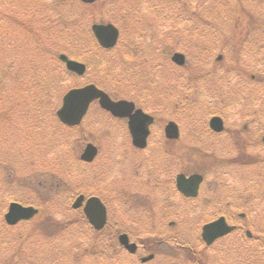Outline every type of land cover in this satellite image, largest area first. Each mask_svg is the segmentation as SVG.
<instances>
[{
	"label": "rangeland",
	"instance_id": "obj_1",
	"mask_svg": "<svg viewBox=\"0 0 264 264\" xmlns=\"http://www.w3.org/2000/svg\"><path fill=\"white\" fill-rule=\"evenodd\" d=\"M35 1H39L42 4L28 9V7ZM130 1H135V4H137L136 6L139 7V15L141 16V20L143 18L149 19L151 14V12H149L150 10H148L149 7L154 4L158 6L161 11V33L163 35L166 33L165 36L167 37L170 36V32L172 31V28L170 27V18L172 17L170 16V10H181L185 8L191 11L194 10L187 15L189 19H192V23L197 22L199 21V19L203 18L206 10L207 14H214L215 17L217 16V14H221L223 10L227 9H235V11L245 10V14H237V16H239V19L237 21H234L235 23L231 21V19L233 20L232 13H225L228 18H225L224 22H222V19H217V22L220 24V26H218L219 29L217 30L220 36H216L218 43L222 42L223 36H226L224 38H227L228 36H232L233 38L235 37L231 41L228 40V44L226 42V45H230L231 43H235V41H239V43H236V45L239 44L244 60H239L241 63V65H239L240 69L230 70L233 65L228 64L231 63V60L229 61V56L226 54V56L224 57L225 61L215 65V58L218 55L223 56V52L221 53L216 49L215 53L212 55L211 61H209V68L214 67L219 72V74H225L230 70L227 74L228 76L222 79L224 81L229 78V81H224L223 84L222 81L216 86H207V88L205 89L206 96H203L204 100L196 96L194 102H189L188 107L189 111H191L190 120L194 122V124L191 126L192 130L189 127V132H187L189 135L188 138L193 139L191 140V142L196 141L198 143L196 144L198 145L197 148H199L198 150L201 151V154L205 155V161L202 158L196 159L194 156L193 160L191 161L187 159L185 154L183 163L176 160L175 162L171 161V163L169 162V164H167L166 159L160 160V156H158L156 161H151L152 164H149L151 163L149 161L146 170L143 171L142 169H140L141 167L137 166V163L141 161V157L144 156L145 159L148 157L146 154L147 152L133 154V152L130 151L131 144L129 135L126 132L125 123L123 121L110 122L106 117L102 116L98 113V111H96L98 107L93 109L91 116L87 117L85 119V122L83 123V127L81 130L82 132L79 131L76 134L77 150L83 149L84 144L90 142L97 146L100 151L98 158L95 160L92 166L88 168L87 174H81L83 176H87V179H90L89 181L93 182V187L90 186L91 189H88L90 190L88 191V193L93 194L94 191H97L98 194H101L103 197H105V202L108 204L107 212L108 215H110L108 218L109 224H114L116 227L120 226L122 229H133V233H131L132 235L130 234L132 239H153L155 232L150 233L151 229H160L163 227L166 228L167 220L162 221V219L160 218H155V220L153 221L155 223L154 225L149 223L147 224L144 221V215L148 214L147 211L139 210V213L137 212L131 214L132 211L129 210L130 206L136 203V206L140 205L142 208L146 205L152 206L153 212L159 211L158 207L160 206V203L157 201L158 199H155L154 192H151V195H149L146 199L141 198L145 193L142 188L143 181L145 178L149 177V175L146 174V171H152L153 168L154 175H152V177H154L156 176V172L159 170L157 178H161L163 180L165 178H174L175 175L183 169L184 173L186 174L191 172L201 173V170L205 169L206 173H204L203 176H205V185L207 191H202V194L198 197L196 202L191 207L187 206V208H190L188 212H192L190 216L192 217L193 225L191 224V227L186 229L185 231H183V229L185 228L184 226H180V224L174 225L168 231L175 234V236L177 237L174 238H178L179 240H181V243L183 242L184 238L180 237H186L187 240H191V242L193 243L196 239L199 238L202 225L218 218L219 215L221 216V214L226 213L230 218H233L231 224H239V226L241 227V232L235 234L228 241H221L218 244L216 243L213 248V250H215L214 252H208L205 249V264L208 256H215L218 253L217 250H222L225 248L226 250H224L223 252H227V249H233L235 253L241 250L242 248L238 245L240 244V242L245 244L243 248L245 253H248L247 257H249V261H246L247 264H264V111H262L261 108L263 98L261 101H259V97L255 94L258 90L263 94L264 86L260 87L261 85H258L257 82H255V76L253 74H247V70L253 71L257 68L256 65L260 60L258 59L260 56L257 54L261 53L258 49L259 43H257L255 39L250 38V36H248V32L250 34H253L254 37L257 36L258 33L260 34L261 31L264 34V0H257L256 3H254L253 0H177L176 2L170 4H159L155 0ZM130 1L126 3L125 1L110 3V0H102L101 2L96 3L93 6H89L90 8H88L87 10H80L78 7L74 6H70L69 9L73 12V16H83L81 28L87 35L90 26L93 23L100 24L102 22L110 21L109 23H112L115 26H122L123 22L125 26L127 24H132L133 21H135L134 18L129 17L124 19L123 15L121 14H125L126 10L130 7L128 5ZM44 4L50 5L52 4V2L51 0H0V68L5 65V60H9L10 58L14 59V57L12 56V50H9L7 46L2 45L4 34L7 31V29H4L3 25H7L8 23L6 21H9V19H7V16L12 17V19L15 18L16 21L24 23L27 18H31L32 12L40 13V11L36 10ZM255 5H259L260 7L258 13H254L257 11L254 8ZM197 12L200 14H198ZM27 13L28 15H25ZM259 14L262 15L260 16L261 22L257 30V26L253 24V21L250 17L257 18ZM187 16H184L181 20L178 19L179 21H177V28H180L179 30L186 29L189 36H191L190 38L188 36V38L190 39L188 43L191 46H195V44H192L191 42L195 34V26L191 24ZM35 18L39 20L42 17L36 15ZM13 23L14 26L8 36H11L13 38V42H17L18 38L17 47H23V49H21V51L19 52V56L17 57V62H19L20 59H23V56L25 57L28 55L27 52L32 49V44L29 41L25 44L27 37L25 29L17 26L16 22L13 21ZM46 24L48 23L43 22V27H46ZM202 26L205 27V24ZM200 28H202L201 25H198L195 28L197 34L202 32ZM42 30L43 29H39L37 36L41 34ZM124 30L125 33L123 31V35H128L126 29ZM181 39L186 41V34L183 35ZM182 46L183 43L181 42L177 43V46L175 47L177 50H179ZM85 47L89 48V44L87 43ZM170 48L171 45L168 41L166 46L167 54ZM152 49V45H146V48L144 49V52L142 54L136 49V51L138 52V57L133 56L131 52H127L123 44L117 50H114L112 52H101V54H99V52H94V56L90 60V70L88 69L86 76L77 78L73 75L64 73L66 77L61 79L59 88L54 90L55 93L51 95L52 102L50 101V105L58 108L61 103V98L67 90L92 83L91 80L93 79H95L100 84H105V82H107L105 79V74L101 73L104 69L115 70V75L116 73L121 74L122 72L124 74V78L127 79L129 77L139 78L149 82L158 80L159 76L162 75V79H167L166 81L161 82L162 87H164L163 84L169 85L168 78L172 79V73L170 72L169 68H164L165 65L158 58L154 59V61L150 63L148 62L146 65H144V67H141L140 74H137L136 71L133 72L128 70L129 67L135 70L140 64L143 63V59H151L147 50L151 51ZM183 49H185V47ZM59 54L66 55L71 59L77 60L73 58L74 54L72 53V49L70 48H63L59 52ZM191 56L193 58H196L201 56V53L193 52L190 55L188 54L187 64H189V66H191V63H194ZM127 60H137L138 64L133 65L132 63H127ZM58 63L60 62H57V64ZM157 65L161 67L158 68ZM60 68L64 69L62 65H60ZM17 72H19V68ZM239 72L245 73L246 77L251 79V81L247 79H245V81L254 82V84L252 83L250 84V86L246 87L247 91L251 90V88L256 89V91L253 92V95L251 93L241 94V88H239V85L238 87L236 86L237 83L242 82V78H240L242 76ZM178 75H186V72H180ZM6 82L9 87H12L13 85L16 86L15 90L20 85L18 79L16 81L13 76L9 77V80H6ZM109 85L111 84L109 83ZM258 87L260 88L257 89ZM110 89L114 91L113 87H110ZM215 89H219V92L223 95H226L228 93L226 99L227 105H219V107H223L221 109V113H230L231 117H233H230V120H226V126L229 128L232 125L238 129H244L243 127L247 126V131L245 133H249V129L252 128V132L248 134V136H246L244 133V146H241L244 142L242 141L244 138H241L243 135L240 133L238 134L240 138H237V145L240 146L232 145L229 141L230 138H228L227 135H221L220 138H217L218 140L212 138L210 141H212L213 143L208 141V148L204 146L201 147V145L205 143V133H202V129L197 123H199V119L202 120V118L205 116V113L203 112L209 108L206 106L211 105L209 99L210 101H212L213 99L210 98V93ZM166 96H168V98H163L162 100L163 104L167 105V107L165 108L159 106L154 109L156 113L155 119L157 122L153 127V131H155L156 133V135L154 136L155 139L159 138L158 135H161V133L159 134L158 131H162L163 134V127L167 123L166 119L174 121L178 118V120L183 123L182 125L186 124V121H189V117L183 119L179 117L178 113L175 114L173 112L174 110H172L169 100L170 96L169 94H166ZM201 100L203 101V103ZM140 101L147 102L146 99ZM156 103L158 102L156 101ZM203 105H205V110L202 109ZM144 111L146 112V110ZM227 111L229 112L227 113ZM253 115L255 117H251ZM214 116L219 115L216 114ZM245 119L246 121L249 120L250 123H245ZM99 122L103 124L104 130H106V126H108L106 132L104 130L102 131V128L98 129ZM18 128V126H15V131L12 133L13 135H11L10 148L13 149L12 155H9L8 153L5 156V168L9 169L6 170L5 177L10 172H12V174L9 175L10 180L11 178H25L23 180L26 182V178H28L27 176L30 175L29 171H19V168H14L15 172H20L16 177L14 176L15 173L12 169L15 166L14 153L16 150H20V148L23 146L21 140L24 136V132L22 131L24 129H22L21 132L16 133L19 130ZM169 149L171 150V148ZM152 151H154L153 154L156 156L158 151L151 149L150 152L152 153ZM20 152L21 150L19 151V153ZM196 152L198 155H200L199 151ZM261 160L263 161L261 162ZM145 161L146 160H142L141 163H144ZM209 162H212L210 166ZM164 163H166L164 167H161L159 165ZM44 166V161L40 159V161L37 163L36 172L42 171ZM49 168H46L44 170H48ZM210 171L211 173L209 174ZM39 175L40 173L38 174V176ZM38 176H35V178L27 181V183L31 186H37V191L35 193H23L21 194V196L28 197L30 195L35 201H38V197L46 196V190L50 188L52 184L49 182L47 185V181H44L43 178H51V176L48 174H44L40 176V178H37ZM204 192L206 193V196L204 195ZM211 192H213L212 195L210 194ZM117 193L121 194L118 196ZM17 196L18 195H14L13 193L9 194L0 191V220L3 219V216L7 211L6 206L11 202H14ZM65 196H67V194L63 197ZM210 196L214 201L209 200ZM64 200L65 199H61V201ZM176 202L178 201L176 200ZM204 202H206L205 205ZM218 202H220V204H218ZM178 204L181 203L178 202ZM216 207H221V210L218 212L217 210H215ZM78 213L79 212L67 210L63 213V216H61L60 219L59 214H49V216L53 217V219L57 222H64L63 220L74 219L78 217ZM239 214H245V217L240 220L238 219ZM123 215L126 216L127 226L122 225L124 221ZM133 216L137 217L132 220ZM186 223L189 222L187 221ZM81 224L82 226L76 225L68 227L63 235H60L62 233L61 232L56 237H51L52 241H55V239L57 238L58 241H56L59 245H62V248L65 246L69 247L74 245V249L72 247L71 250H69L65 255L68 256V258L69 256H71V254L76 256L79 255L82 252L83 248L88 245L87 242L89 238V230L84 223ZM140 224L146 225L144 227H140ZM34 225H37V218L32 222L23 223L13 231H4L2 233L3 235L0 234V260L4 259L8 255L16 253L18 248L16 246V243L18 241L17 238L19 237L20 233H25V231L27 232V230L34 227ZM246 230H249L253 235V239L251 241H248L244 235ZM163 231L164 229L162 230V232ZM13 234L14 236H16V238H13ZM31 238L32 239L30 241V244L33 246L32 259L34 262H38L42 258L38 255L35 256V251L38 252L42 248L46 247L50 239H44L39 235L37 231L34 232ZM232 241H236V243L232 244ZM181 243H179L178 245H180ZM172 244L174 245V243ZM76 246H79L78 248H81V250H78ZM235 247H238L239 249H235ZM159 249L163 250V253L159 256V258L161 259H163L164 255H167L169 259H175V262L178 263H183L184 260L188 259L187 256L189 254L186 252V249L178 250L174 247L173 249H169L166 248V246H161ZM41 252L43 254L46 253L45 251ZM49 254L50 253H48V256Z\"/></svg>",
	"mask_w": 264,
	"mask_h": 264
},
{
	"label": "trees",
	"instance_id": "obj_2",
	"mask_svg": "<svg viewBox=\"0 0 264 264\" xmlns=\"http://www.w3.org/2000/svg\"><path fill=\"white\" fill-rule=\"evenodd\" d=\"M110 1L111 3L119 1H125L126 3L130 0ZM256 1L257 0H253L254 3H256ZM51 2L52 4H44L36 10L40 11V13L32 12L31 18H27L24 23L16 21L15 18L12 19V17L7 16V19H9V21L6 22L9 25H3L4 29H7V31L4 34L2 45L7 46L9 50H12V56L15 60L12 58H10L9 60H5V65L0 68V191L18 195L17 201H19L20 203L27 205H39L42 214L40 218H37V225H34V227L30 228L28 232H19L20 235L17 238L18 241L16 243V246L18 248L16 253L8 255L4 259L0 260V264H70L69 258L68 256H65L66 254L63 250L64 248L70 247L65 246L64 248H62V245H59L57 243L58 239L56 238L55 241H52L51 237H56L61 232L62 233L60 235H63L65 233V230L70 227L72 223L76 225L84 223L86 225V221L81 214L71 221L57 222L53 219V217L43 212L45 211L44 208H47V211L48 209H50L51 213L56 211L53 209V205L56 203L58 195L62 191H66L67 193L64 202L66 208L69 209L70 201L74 198V196L79 193H84L86 191L85 188H89L90 186H92V182L89 181L90 179H86L84 177L80 178V176H82L80 170L83 169V165L78 160L77 140L75 137L77 129H68L62 127L59 124L55 117V110L57 108H55L53 105H50V101L51 95L55 93L54 90L59 88L61 79L66 77L64 73L70 75L63 68H60V63L57 64V62H59L57 61V57L59 55V52L63 48L66 47L72 49V53L74 54L73 58L84 61V63L86 64L89 63L87 65L89 69L90 60L93 58L94 52H99V54H101L102 51L98 50L97 45L91 36V33L88 31V34L86 35L81 28L83 16L79 15L78 17H75L73 16V12L69 9L70 6H74L78 7L80 10H87L88 8H90L89 6H84L77 0H51ZM41 4V2L35 1L28 7V9L39 6ZM128 5L135 6L137 4H135V1H130ZM254 8L257 10L254 13H258V11L260 10L259 5H255ZM225 13H232L233 20L231 19V21L235 23L234 21H237L239 19V16H237V14H245V10H223L218 16V18L222 19V22L225 21V18H228ZM25 15H28V13ZM36 15H39L42 18L37 20L35 18ZM261 15L262 14H259L257 18L250 17L253 21V24L257 26V30L261 22ZM12 20L16 22L17 26L25 29L27 36L25 44L28 43V41L32 44V49L27 52L28 55L25 57L23 56V59H20L19 62H17V57L19 56V52L21 51V49H23V47H17L18 38L17 42H13V38L11 36H8L14 26ZM43 22L48 23L46 24V27H43ZM216 27L217 24L216 22H214V20H205V32L210 33L208 37L212 40L217 39L214 34L218 30ZM39 29L43 30L41 31V34L37 36ZM249 34L250 33L248 32V36H250V38L255 39L257 43H259L258 49L261 53H257L260 56L258 58L260 59L259 63L256 65L257 68L253 71L247 70V74H253L255 76V82H257V84L261 85L260 87H262L264 86V34L262 33V31L255 37L253 36V34ZM222 40L225 42V45L219 47V50L226 48L231 51L230 45H226V40L230 39L223 37ZM87 43L89 44V48L85 47ZM208 47L216 48V45L211 43ZM233 47H236L235 53H231L227 50L231 56H235V58L231 60V64H233V67L230 70H237L240 69L239 60L243 59V57L241 54L240 46H238L237 44ZM18 68L19 72H17ZM101 73L105 74V79L107 81L105 83L112 82L114 84V92L117 90L118 92L129 94V91L127 90L118 89L119 84L123 87H126L128 90H133L136 93L135 95L140 97L141 95H143L141 90H144L148 94L147 96H145L146 101L150 102L153 108L154 106L159 107L165 105L163 104V97H160L159 94H164V92H161V89H163L164 91V89H168V87L164 86L162 88H154L153 86H150L148 84H135L132 81L129 82L127 78H124V74L122 72L121 74L116 73L115 75V70L113 69H104ZM239 73L242 76L240 77L242 78V82L237 83L236 86L238 87L239 85V88H241V94L251 93L253 95V92H255L256 89L251 88V90L247 91L246 87L250 86V84L252 83L254 84V82H250L251 79L246 77L245 73ZM11 74L16 79V81L18 79V82L20 84L16 90V86L13 85L12 87H9L6 82V80H9V77H12ZM245 79L250 81H245ZM168 80L171 79L168 78ZM224 81H229V78ZM224 81H221L222 84L224 83ZM93 83L97 84L98 87L106 90L105 84L95 82V79L93 80ZM144 87L145 89H143ZM260 87H258L257 89H259ZM219 89L213 90L211 97V99L213 100L210 101L209 99L211 105L206 106L209 108L205 110V105H203L202 109L205 110V112L207 111L213 113L214 111H221L223 107H219V105H227L226 99L228 93L226 95H223L219 92ZM260 92L261 91L258 90L255 94L259 97V101H261L263 98L261 108L262 111H264V92L263 94ZM156 101L158 103H156ZM139 104H142V102H139ZM15 126L19 127V130L16 133L21 132V130L24 129L22 130L24 132V136L21 140V143L23 145L20 148L21 152L19 153L20 150H16L14 153L15 166L12 168L13 172L15 173L14 176L17 177V174L20 173L15 172L14 168H19V171H29L30 175H38L39 173H42L43 175H50L52 178L48 179L52 182L53 185L46 190L48 193H51V195L49 194V197L47 195L45 197H38V201H35L30 195L28 197L21 196V194L23 193H35L37 191V186L34 187L29 185L23 180L25 178H11L10 180V174L5 177L6 170H9L5 168V156L8 153L9 155H12L13 149L10 148V140L11 135H13L12 133L15 131ZM193 156L197 159L195 155ZM40 159L44 161L45 166L43 167L42 171L36 172L37 163L40 161ZM163 159L164 158H161L160 160ZM263 160H261V162ZM211 163L212 162H209V166L211 165ZM159 165L161 167H164L166 163ZM46 168L49 169L44 170ZM75 172H78L79 175ZM158 173L159 170L156 172V176L151 178H157ZM147 192H150V190ZM147 192H145L146 194L144 193L146 197L149 196ZM49 206L52 208H50ZM158 209L159 211L153 212L152 206L146 205L143 208L140 206H135L133 211H135V213H139V210L147 211L148 214L144 215V221L147 224L149 223L152 225L155 224L153 222L155 218H160L162 219V221H174L176 223L187 221L192 222L190 220V215L179 214L175 211L172 205V201L167 203L163 200ZM221 215H225L227 219H230V217L226 213H223ZM136 217L137 216H133L132 220H134ZM123 219L124 221L122 225H126V217L123 216ZM145 225L146 224H140V227H144ZM13 230H15V228L7 227L4 224L3 220H0V234H2L4 231ZM89 230L91 229L89 228ZM128 230L133 233V229L128 228ZM36 231L39 233V235L50 239L46 247L42 248L38 252L35 251L34 255L41 256L42 258L38 262H34L32 259L33 246L30 244V241L32 239L31 237ZM122 231L123 230H120L117 227H113V241L109 243L112 250L107 248L104 250L103 248L105 247L102 248L101 246H99L101 247V249L97 251L98 255L106 254L105 259H109L110 257H112L114 260V264H119V262L115 260L119 259L116 256L117 251H119V248L116 245V236ZM153 232H155L154 228L151 229L150 233ZM91 233L93 232L91 231ZM93 234L95 235V237L93 240L88 241V244L90 242L95 243L98 239V234L100 233L94 232ZM233 236L234 235L229 236L226 240H229ZM13 238H16L14 234ZM69 250H71V248ZM151 250H153V248ZM41 251H45L46 253L43 254ZM48 253H50L49 256ZM247 254L248 253H245L242 250L237 251L236 253L229 250L228 252H225L223 254L222 258H217L218 256L214 255L208 256V259H206V264L217 259H220V261H223L226 264H244L243 261L245 260V258H247ZM77 261L78 260L76 259V257L72 256V263L75 264L77 263ZM170 264H175V262H170Z\"/></svg>",
	"mask_w": 264,
	"mask_h": 264
},
{
	"label": "flooded vegetation",
	"instance_id": "obj_3",
	"mask_svg": "<svg viewBox=\"0 0 264 264\" xmlns=\"http://www.w3.org/2000/svg\"><path fill=\"white\" fill-rule=\"evenodd\" d=\"M168 2V1H165ZM177 11V10H176ZM185 11V10H182ZM187 18L189 19V17L187 16ZM171 22H170V27L172 28V31L170 32V36L167 37L165 36V34L163 35L161 33V19L160 16H157V19L154 20L155 22L151 23H146V22H142L140 24L141 27H143V29L140 31V33L138 34L136 40L133 42L132 47L136 50L138 49V46L141 45V54L144 52V49L146 48V45H152L153 49L147 50L149 53V56L151 58L154 59H159L165 66L164 68L168 67L170 69V72H172V79L169 80V86L168 89H161V92H164V94H159L160 97L163 98H168V96H166V94H169V100L171 103V108L172 110H174L173 112L176 114H179L180 118H187L189 117V121H186L185 127L188 128L187 132H189V127L192 130V125L194 124V122H192L190 120L191 118V111H189V107L188 104L190 101H195V97L198 96L200 99H203V96H206L205 93V89L207 88L206 86H208V80L205 78V76L209 75V70L211 69H215L214 67H210L209 68V61H211L212 59V55L215 53L216 49L215 48H205V32L200 35V33L197 34V32L194 34L191 42L192 44H195V46H191L188 42H189V38L191 36H189V38L187 37V30L182 29L179 30L180 28H177V21L183 19L182 16H172L171 18ZM179 19V20H178ZM191 24H192V19H189ZM192 27V25H191ZM178 33H180V35H178ZM154 34H156L155 37H152ZM186 34V41L182 40V36ZM128 42L127 44L129 46H131V42H130V36H128ZM169 41V44L171 45V48L168 51V54L166 52V46H167V42ZM183 43V46L181 47V49L177 50L175 46H177V43ZM218 43V42H217ZM163 45V46H162ZM185 47V49H183ZM114 50V49H113ZM112 51V50H111ZM156 51V53H155ZM177 51H181V52H177ZM193 52H200L201 56L193 58L192 56V60L194 61V63H191V66H189V64H187V56L188 54L190 55ZM211 55L208 56V53ZM136 53L138 52H133V55H136ZM174 53H180L183 55V60H184V65L178 67L172 64L171 62V57ZM148 59H143L144 62H146ZM216 63L215 65H217L219 62L218 60H214ZM158 68H160L157 65ZM180 72H186V75H182L179 76L178 74ZM162 75L159 76L158 80H155V84L153 85L154 88H160L161 87V82L162 81H166L167 79H162L161 77ZM144 96H147L148 94H143ZM204 100V99H203ZM202 101V100H201ZM205 113V116L202 118V120L199 119L195 120L198 121L199 123H197L199 125V127L202 129V133H205V143L201 145V147H206L208 148L209 144L208 141L213 143L212 141H210L212 138H214L215 140H218L217 138H220L221 135H227L229 139V141L231 142L232 145L235 146H240L237 145V138H240L238 136V134H244L247 130V126H244V129H238L234 126H230L229 128L226 126V120H230L231 114L228 113H221L222 114V119L225 125V129L223 131V133L221 134H216L214 132H212L209 127H208V120L209 118H211V114L207 113V112H203ZM233 118V117H231ZM245 123L250 122L249 120L246 121L244 120ZM241 121V122H244ZM171 122V121H169ZM167 122L166 125L169 123ZM172 122H175L177 127H178V131H179V137L178 139H168L165 136V127L166 125L163 127V134L162 131H158V133L161 135H158L159 138L155 139V131H152V127L150 128V134L148 136L147 139V147L145 148V150H142L143 152L146 150H150V149H155V150H165V154H169L170 158L175 162L180 161L181 163H183L184 161V156L186 154L187 159L189 160H193V156L190 153L193 150H198L199 148L198 143H193L191 142V140L193 139H189V135L186 131H183V127H182V122L178 120H174ZM154 123V122H153ZM232 123V122H231ZM248 134L250 133H245L246 136H248ZM154 137V138H153ZM243 138V137H241ZM251 140V139H248ZM244 141L243 144L241 146L245 145V138L242 140ZM196 146V147H195ZM161 148V149H160ZM171 148V150L169 149ZM180 151V152H177ZM190 154H189V153ZM205 161V157L203 159ZM205 184V179H203V187ZM142 188L145 192L152 190V192H154V195L158 197V202L161 204L162 201H166L167 203L174 200V198H176L177 200H183L184 202H188V200L191 199H186L183 196H181L177 190H176V183H175V178H165V179H161V178H145L142 184ZM128 201V200H127ZM206 203L204 202V205ZM171 225L169 226V224H167L166 231H168L170 229ZM240 227V226H239ZM241 228V227H240ZM112 227H110L107 231L101 230V234L100 237H107L110 241L112 240ZM104 231V232H103ZM169 236L173 237L172 240H177L176 238H174L173 233H171L170 231L167 232ZM248 241H251L252 239H247ZM171 244L174 243V245L172 244V246L179 247L181 250L186 249V252L191 256L190 261L188 262V264H205V249H213L214 246L211 247H206L204 245V243L201 241V239H196L193 243L191 242V240L186 241L185 243H182L180 245H175L176 242H172L170 241ZM137 252L135 255H128V258L126 259V261L124 262V264H161V263H154V255L150 252L147 253V251L150 249L151 246H155L156 244H154L153 242H148L146 241V243L144 242H137ZM146 245V246H145ZM178 248V249H179ZM111 249V248H110ZM112 250V249H111ZM224 250H226L225 248L222 250H217L220 252H223ZM215 251V250H213ZM143 254V255H141ZM151 254L153 256V261L149 262V263H142V258H144L146 255ZM137 261V263L135 262V260ZM176 264V263H175Z\"/></svg>",
	"mask_w": 264,
	"mask_h": 264
},
{
	"label": "water",
	"instance_id": "obj_4",
	"mask_svg": "<svg viewBox=\"0 0 264 264\" xmlns=\"http://www.w3.org/2000/svg\"><path fill=\"white\" fill-rule=\"evenodd\" d=\"M84 3H93L96 0H80ZM98 44L105 48H112L118 38V31L112 26L93 25L91 27ZM59 59L65 63L66 68L82 75L85 71V66L73 61H70L64 55ZM173 62L178 65L183 64V57L175 54L172 58ZM93 100H98L99 105L104 110L110 112L113 116L129 118L128 128L132 136V143L134 146L144 148L146 145V138L148 136V128L152 123V118L137 110L132 114L133 105L127 102H113L102 91L96 89L93 85H88L80 89H72L67 92L63 99L60 109L56 115L59 121L66 126H77L80 124L82 118L87 113L89 104ZM210 128L219 133L223 130V123L219 118H213L210 121ZM166 136L170 139L177 138V127L170 123L165 129ZM97 154V150L92 145H87L80 159L84 162H91ZM202 180L201 176L193 175L185 178L183 175H178L176 178V186L180 193L186 197H195L197 195L198 186ZM83 196H80L73 203L72 207L78 209L83 205ZM84 214L88 222L95 230H101L106 223V211L102 203L97 198H89L84 206ZM37 214V210L32 207H23L17 203H11L8 212L5 215V222L8 225H15L19 221L30 220ZM234 227L227 225L224 218L203 226L201 238L206 245H211L216 239L228 235ZM250 238L251 235L247 233ZM119 244L123 246L129 253L133 254L136 251V246L129 243V239L125 234L118 238ZM152 256L143 259V262L150 260Z\"/></svg>",
	"mask_w": 264,
	"mask_h": 264
}]
</instances>
